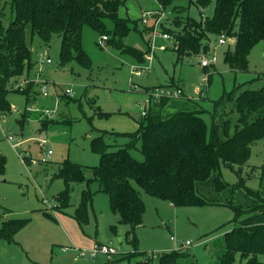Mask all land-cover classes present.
<instances>
[{"label": "rangeland", "instance_id": "obj_1", "mask_svg": "<svg viewBox=\"0 0 264 264\" xmlns=\"http://www.w3.org/2000/svg\"><path fill=\"white\" fill-rule=\"evenodd\" d=\"M122 1L119 16L129 19V32L120 38L121 46L113 42L112 35H106L109 40L100 46L101 32L91 27L82 29V47L89 64L79 60L62 64L61 36L53 35L51 42L45 44L27 28L34 64L23 76L11 80L7 96L10 108L0 116V154L6 158L5 174H0V228L9 219L28 222L12 241L0 240V264H139L151 260L160 264L174 252L188 254L182 264H219L225 251V236L235 231L233 207L254 209L236 227L264 223V141L252 147L251 158L241 172L221 167L222 181L230 186L227 190L216 191V176L197 185L196 194L205 204L173 207L136 186L146 206L143 226L136 231L137 248L127 240L131 238L128 226L119 224L109 195L99 190L97 182L90 183L94 196L86 224L81 226L74 214L87 184H76L69 207L60 209L56 197L65 187L56 178L60 164L68 159L86 169L99 166L101 155L94 151L93 143L100 137L110 151L126 147L128 139L121 134L134 132L144 119L147 88L172 83L182 86L184 96L168 102L162 116L168 120L182 112L196 113L207 123L208 141L216 126L221 137L233 135L240 119L239 97L245 91L264 88L263 43L252 49L248 71H235L224 59L227 50L234 51L236 37L226 38V45L220 46L221 37L211 35L203 54L179 61L173 40L157 37L153 41V33L147 32L151 29L143 24L144 13L160 10L159 3ZM176 6L183 7L181 18L200 20L201 15L213 17L216 1L200 11L188 0H175L166 8L161 30L173 27L170 22L178 16ZM0 8L8 26L11 5L3 0ZM105 25L108 31H114L111 19H106ZM123 48L145 54L144 61L125 53ZM213 56L215 64L204 69L202 60ZM47 58L52 63L42 64L41 60ZM31 81H35V87L28 95L14 91L21 88V83ZM44 87L46 95L42 92ZM44 121L51 125L44 128ZM131 153L136 160H144L140 146ZM113 226L115 233L111 232ZM109 243L117 255L108 259L99 253L88 258L97 246ZM83 252L88 256L80 257ZM261 259L264 264V256ZM245 263L246 259L238 255L235 264Z\"/></svg>", "mask_w": 264, "mask_h": 264}, {"label": "trees", "instance_id": "obj_2", "mask_svg": "<svg viewBox=\"0 0 264 264\" xmlns=\"http://www.w3.org/2000/svg\"><path fill=\"white\" fill-rule=\"evenodd\" d=\"M4 1L11 5L12 18L9 25L5 26L0 8V116L10 108L7 96L11 80L23 76L34 64L33 53L27 43V28L45 44L51 42L53 35H60V59L64 65L74 60L89 64V58L82 47L84 27H91L103 36L112 35L116 45H120V38L129 32V19L119 16L122 0ZM156 1L166 10L175 0ZM215 1L213 17L204 18L201 15L200 20L181 18L183 7L176 6L174 10L178 16L170 22L173 27L163 28V31L172 35L179 61L184 57L203 54L208 48L211 35L236 37L234 51L227 50L224 59L235 71H248V57L252 49L259 43L264 44V0ZM212 2L188 0L189 4H194L200 11L208 8ZM106 19L114 22L113 32L106 29ZM123 51L140 62L145 59V54L131 48H123ZM171 86L178 85L172 83ZM34 87L35 82L31 81L14 91L28 95ZM169 101L153 104L147 117L138 122L134 132L121 134V137L128 139L126 147L110 151L104 139L98 138L93 143V149L101 155L99 166L86 169L68 159L62 162L56 174V178L61 179L65 185L56 197L60 209L69 207L70 195L76 184H87V189L82 192L80 207L74 214L81 226L86 224L89 205L94 196L90 183L97 182L99 190L109 195L111 210L119 216V224L128 226L131 238L127 237V240L137 248L136 231L143 226L146 206L136 186L151 197L168 201L173 207L205 204L196 194V185L213 176H216V191L227 190L230 186L222 181L221 167L224 165L241 172L251 158L252 147L264 141V88L245 91L239 97L237 109L240 119L233 135L227 133L221 137L216 126L209 141L206 121L194 112H182L165 120L162 111ZM23 119H26V115ZM42 125L46 128L51 122L44 121ZM138 146L144 156L143 161L136 160L131 153ZM25 160L31 163L28 157ZM5 170L6 158L0 154V174H5ZM249 193L255 195L251 190ZM233 210L235 218L232 224L235 231L225 236V251L219 264H235L238 255L246 259L245 264H263L264 224L236 227L239 220L254 209L244 211L233 207ZM27 222L24 219L5 221L0 228V240L12 241L13 236ZM111 232H116L115 226ZM187 257L188 254L174 252L163 258L160 264H182ZM139 264L153 263L151 260Z\"/></svg>", "mask_w": 264, "mask_h": 264}, {"label": "built area", "instance_id": "obj_3", "mask_svg": "<svg viewBox=\"0 0 264 264\" xmlns=\"http://www.w3.org/2000/svg\"><path fill=\"white\" fill-rule=\"evenodd\" d=\"M160 10H156V11H151V12H146L143 15V24L144 26H146L147 28L151 29V32L153 33V41L157 38V37H162L164 40H171L172 39V35L164 32L163 30H161L162 28L160 27V25L163 23V21L165 20V9H163V7L160 5ZM204 17V15H203ZM108 40L107 36H103L101 42L99 43L100 46L104 45L105 42ZM227 41L226 38L224 36L221 37V39L219 40V45H226ZM217 45H215L216 48ZM151 52L153 49V43L150 46ZM216 62V57L213 56L212 59L207 60L204 59L201 62L202 67L208 68L211 65L215 64ZM41 63H47L50 64L52 63V60L47 58L42 59ZM204 81V80H203ZM29 82L26 83V85ZM25 82L21 83V85L19 87H25ZM42 92L44 95L47 94V89L44 87V89H42ZM70 91H67V94H70ZM144 94L146 96V99L144 101V108L142 111V116L145 118L148 115V112L151 108V106L155 103H160L163 100H174V99H180L184 96V91L182 86H171V85H166V86H156L153 88H150V90H145ZM9 140H13L11 137L9 138ZM48 155H51V151H49ZM173 239V238H172ZM186 245H190V242H187ZM99 253L105 254L108 259H111L112 256L117 255L118 252L115 248H113L111 246V243L107 244V245H99L97 246L94 251H92L89 254L88 258H95ZM80 257L84 258L88 255H86L84 252L79 254Z\"/></svg>", "mask_w": 264, "mask_h": 264}, {"label": "crops", "instance_id": "obj_4", "mask_svg": "<svg viewBox=\"0 0 264 264\" xmlns=\"http://www.w3.org/2000/svg\"><path fill=\"white\" fill-rule=\"evenodd\" d=\"M34 82H35V81H34ZM170 101H172V100H170ZM170 101H169V102H170ZM164 108H165V107H164ZM164 108H163V110H164ZM162 113H163V111H162ZM162 117H163V116H162ZM203 183H204V182H203ZM198 184H200V183H197V185H198ZM197 185H196V187H197ZM260 224H261V223H260ZM262 224H264V223H262ZM139 228H140V227H139Z\"/></svg>", "mask_w": 264, "mask_h": 264}]
</instances>
